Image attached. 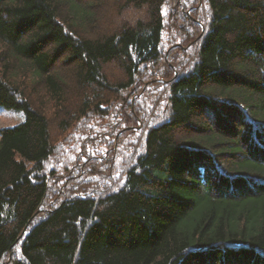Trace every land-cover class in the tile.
<instances>
[{
  "label": "trees",
  "instance_id": "trees-1",
  "mask_svg": "<svg viewBox=\"0 0 264 264\" xmlns=\"http://www.w3.org/2000/svg\"><path fill=\"white\" fill-rule=\"evenodd\" d=\"M0 107V264H264V0H0Z\"/></svg>",
  "mask_w": 264,
  "mask_h": 264
},
{
  "label": "rangeland",
  "instance_id": "rangeland-1",
  "mask_svg": "<svg viewBox=\"0 0 264 264\" xmlns=\"http://www.w3.org/2000/svg\"><path fill=\"white\" fill-rule=\"evenodd\" d=\"M24 120H25V116L22 112L0 107V130L6 128H12L16 125L21 124L22 122H24ZM140 126L141 125L139 124L137 128L139 129ZM115 145H116V140H115Z\"/></svg>",
  "mask_w": 264,
  "mask_h": 264
}]
</instances>
